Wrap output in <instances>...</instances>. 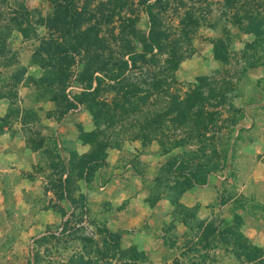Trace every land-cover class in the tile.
Instances as JSON below:
<instances>
[{"label":"rangeland","instance_id":"1","mask_svg":"<svg viewBox=\"0 0 264 264\" xmlns=\"http://www.w3.org/2000/svg\"><path fill=\"white\" fill-rule=\"evenodd\" d=\"M83 1H78L79 11L86 6ZM87 1L91 9L102 11V16L97 12L99 24L93 31L108 47L119 49L120 42L115 39L119 17L130 16L137 18L138 36L132 42L141 48L151 17L139 0H128L123 9L109 0ZM55 7L52 0H0V134L20 136L27 156L21 160L7 152L18 142L0 150V264H27L29 258L31 264H240L233 251L220 242L215 248L198 243L196 218L211 221L219 229L222 222L232 223L237 217L242 233L264 250V22L257 37L245 29L248 15L264 21V0H168L167 11H161L165 27L174 21L177 28L179 19L186 18L188 13L200 19V24L189 33L190 45L186 47L191 55L174 72L181 94L196 86L198 76L231 75L233 104L242 112H235L239 121L234 129L236 138L231 140V135L227 137L223 131L222 137H217L219 141H214L217 149L221 140L230 139V159L222 169L209 175L207 188H197L184 200L188 203L196 199L194 204L161 202L150 215L136 206L137 218L129 206L125 209L128 217L124 228L117 226V222L113 225L112 216L110 220L104 216L110 209L106 207L108 203L102 206L96 196L89 199L83 195L85 187L78 189V179H87L93 173L91 168L86 170L80 155H75L74 144H69L66 136L70 133L94 147L105 139L119 141L125 162L138 158L137 166L140 161L149 162L151 171L156 162L149 154L157 149L161 154L162 151L155 140L149 141L144 145L147 156L142 158L139 151L143 148L138 145L141 142L131 136L135 132L133 115L141 118L147 105L138 104L121 120L111 109L116 92L106 83L96 96L91 92H87L89 96L80 94L84 102L77 103L74 95L87 89V82L79 76L83 54L72 55L66 69V63L54 56V46L51 55L37 51L43 40L59 36L52 21L48 22ZM39 18L47 22L41 23ZM236 18L241 19V24L234 22ZM19 21L23 26L18 25ZM87 25L83 24L82 29ZM93 25L89 22V26ZM22 27L32 31L24 36ZM5 32L9 33L6 37ZM219 44L223 45L220 49L226 61L215 58ZM105 51L107 54L108 49ZM250 63L255 66L248 68ZM45 80L53 84L49 86ZM50 94H65L66 98H52ZM69 101L76 106L67 114L73 116L61 124L67 127L66 134H56V122L65 116L63 108ZM101 102L106 103L108 112L97 120L98 133L88 105L98 111L106 108L100 106ZM76 113L78 116H74ZM227 115L224 111L221 117ZM84 125L94 129L78 132ZM2 145L0 141V148ZM197 145L194 141L181 151H191ZM165 157L163 154L160 160ZM153 172L147 173L149 179L144 186L159 194L157 183L150 179L156 175ZM66 176L69 184L64 182ZM107 229L112 234L120 233L118 244L107 236ZM201 233L204 234L203 229L198 235ZM166 237L174 241L173 248L165 243ZM207 239L211 242V237Z\"/></svg>","mask_w":264,"mask_h":264},{"label":"trees","instance_id":"2","mask_svg":"<svg viewBox=\"0 0 264 264\" xmlns=\"http://www.w3.org/2000/svg\"><path fill=\"white\" fill-rule=\"evenodd\" d=\"M78 1L80 0H52L56 7L48 22L52 21L59 36L55 39L51 36L50 41L43 40L37 51L51 55L54 46V56L66 63V69L71 63L72 55L83 54L84 65L79 76L87 82V89L74 95L77 103L84 102L80 94L89 96L90 93L87 92H91L92 96H96L102 84L106 83L116 92L117 97L113 99L111 109L114 111L113 115H117L121 120L133 112L138 104L147 105L148 108L141 114V118L137 119L138 115H133L136 118L135 121L133 120L136 128L132 125L135 132L131 136L140 140L143 146L155 140L162 154H166L154 178L161 191L159 194L151 191L150 200L157 202L165 197L177 202L180 192L193 185L206 184L208 176L218 168L222 169L230 159L227 154V142L230 139L221 140L219 148L217 147L219 152L214 141H219L217 137H222L223 131L227 137L231 135V140L236 138L234 129L239 121L235 117V112H242V109L236 108L233 104L235 95L232 94L231 75L198 76L196 86L181 94L174 79V72L181 62L191 55L186 45H190L189 33L192 27L200 24V19L188 13L186 18L179 19L177 28L174 27V21L165 27L160 13L167 11L168 0H139L145 12L151 17L148 33L141 40V48L135 47L132 42L138 36L135 26L137 18L119 17L118 33L115 36L117 42H120L117 51L108 47L103 42V38H99V34L93 31L99 24L97 12L102 16V11L98 8L91 9L90 1L87 0L83 2L86 6L89 4V7L85 6L79 11ZM108 2L114 3L119 9L126 8L125 5L128 4V0ZM23 8L26 13L29 12L24 6ZM248 19L249 24L245 29L255 37L259 36L264 21L257 20L251 15H248ZM38 20L41 23L47 22L43 18ZM89 22H94V25L89 26ZM234 22L239 25L241 19L236 18ZM83 24L88 25L82 29ZM18 25L23 26L22 21H19ZM21 31L27 36V32L32 30L23 28ZM8 34L5 32V37ZM220 44L215 47V58L226 61L227 57L220 49L223 45ZM106 49H108L107 54ZM254 66V63H250L248 68ZM45 82L49 86L53 84L52 81L45 80ZM50 96L66 98L65 94H61V97L56 94ZM75 102L69 101L63 108L62 114L73 109L76 106ZM88 106L99 133L97 120L101 114L108 112L106 103L101 102L100 106L106 108H99L98 111L91 105ZM224 111L229 115L222 118L221 114ZM101 132L100 135L103 136ZM105 140L97 147L87 141L90 143V149L80 155L86 170L104 166L106 150L119 146V141L112 143L109 139ZM194 141L198 144L196 148L191 151L190 148L181 151ZM64 182L70 183L69 176H66ZM67 196L71 199L70 194ZM195 222L197 224L195 236L198 243L204 242V246L215 248L220 242L233 251L238 263L264 264V250L251 243L242 233L237 217L232 223L222 222L219 229L211 221L196 218ZM183 223L187 224L185 221ZM202 229L204 234L198 235ZM107 231V236L118 244L120 233L112 234L108 229ZM208 236L211 237V242L208 241ZM165 240L168 247L173 248L174 241H169L167 237ZM31 263L29 258L27 264Z\"/></svg>","mask_w":264,"mask_h":264},{"label":"crops","instance_id":"3","mask_svg":"<svg viewBox=\"0 0 264 264\" xmlns=\"http://www.w3.org/2000/svg\"><path fill=\"white\" fill-rule=\"evenodd\" d=\"M67 114L68 112L65 114V116H62V119L59 122H56L57 126H59V129L57 128V131L55 132L56 134H61L60 132L66 134L67 127L61 124H63L65 120L70 119V116H73V114ZM74 116H78V114L76 113L74 114ZM93 129L94 127L92 125H84V129L80 127V131L78 130V132H81L82 130L91 132ZM66 138H68V140L70 139V142H68L69 144H74L72 150H74L77 155H83L84 153L89 151V143L83 142V140H81L79 137H71L70 133H68V136H66ZM0 141L3 143L0 150H4V148L18 142L16 146L13 145L11 147L12 151L7 150V152L11 153L13 157L17 159L22 160V158H27V156H24L26 151L23 148V142L20 136L17 137L13 136L9 132H3L0 134ZM136 141L137 140L134 139V144L136 143ZM138 145L143 148L141 152L139 151V153H141L140 157L146 158L145 156L147 155L145 153L148 152V149L140 143H138ZM26 149L28 148L26 147ZM136 151H138V149H136ZM149 155L153 157L154 163L156 162L152 165V171L149 170L151 169V164L149 162L140 161L139 166H137L139 162L138 158H136L134 162H125L122 157L121 148L110 147L106 150V156L104 157L105 165L95 169L91 168V173L93 174L88 175L87 180L85 179V177H81L80 179H78V189H80V187L81 189L85 187L86 191H83L84 194H82L89 199L93 196H96L100 201H102V206L104 203H108V205L106 204V207H110V209L105 212L104 216L107 220H110V216H112V224L114 225V222H117V226L124 228V221L126 220L125 218L128 217L127 211L125 209H127L129 206H131L133 216L137 218L138 214L134 212L136 206L144 208L145 215H150L156 204H159L161 202H174L165 197L160 198L157 202H152L150 200L151 190L148 191L147 187L144 186V183H146L149 179L147 178V173L153 172L154 168L155 171L156 169L158 170L164 159L160 160V157H163V154H161L158 149L156 152H154V154ZM30 163H32V155H30ZM153 173L157 174V172ZM155 176H150V179H154ZM101 179L103 180L102 182L100 181ZM208 183L209 182L207 181V183L204 185H193L192 187L184 189L178 196V204L183 203L186 206L194 204L196 199L188 203L184 200L188 199L191 194L195 193V191L198 190L197 188L201 186L207 188ZM88 205L91 207L90 201H88ZM92 205L94 206L95 203H92ZM121 210L124 211L121 213V215H119L118 213ZM109 223L110 222H108V224Z\"/></svg>","mask_w":264,"mask_h":264}]
</instances>
